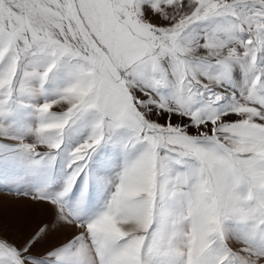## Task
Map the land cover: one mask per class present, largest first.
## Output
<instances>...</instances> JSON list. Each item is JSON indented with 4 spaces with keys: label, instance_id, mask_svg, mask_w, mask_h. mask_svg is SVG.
<instances>
[{
    "label": "snow or ice",
    "instance_id": "1",
    "mask_svg": "<svg viewBox=\"0 0 264 264\" xmlns=\"http://www.w3.org/2000/svg\"><path fill=\"white\" fill-rule=\"evenodd\" d=\"M0 264H264V0H0Z\"/></svg>",
    "mask_w": 264,
    "mask_h": 264
}]
</instances>
